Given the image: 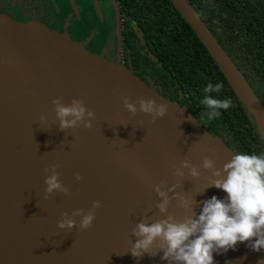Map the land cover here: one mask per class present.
<instances>
[{
	"label": "water",
	"instance_id": "1",
	"mask_svg": "<svg viewBox=\"0 0 264 264\" xmlns=\"http://www.w3.org/2000/svg\"><path fill=\"white\" fill-rule=\"evenodd\" d=\"M170 1L264 138V108L248 82L192 4ZM125 97L138 109L141 98L165 103L167 114L155 122L139 110L133 115L124 107ZM57 98L65 105L74 98L83 100L95 112L91 129L61 130L52 103ZM234 152L187 107L163 95L132 68L106 59L78 37L41 21L0 15V264H51L30 222V199L49 201L51 211L61 216L63 208L87 212L93 201L101 202L90 234L82 235L80 247L61 242L62 257L55 264H169L161 259L159 241L149 253L132 257L130 249L137 240L133 229L139 222L167 215L177 222L195 218L203 201L213 195L225 197L222 190L208 185L217 178L214 171L222 169ZM204 158L212 159L214 168H203ZM185 159L198 166V177L182 168ZM53 165L69 191L45 199V168ZM177 169L184 175H176ZM158 186L169 199L166 214L156 207L163 199ZM182 197L193 201L191 210L181 206ZM213 258L214 264H257L264 259V250L255 252L238 243L235 250H221Z\"/></svg>",
	"mask_w": 264,
	"mask_h": 264
},
{
	"label": "trees",
	"instance_id": "2",
	"mask_svg": "<svg viewBox=\"0 0 264 264\" xmlns=\"http://www.w3.org/2000/svg\"><path fill=\"white\" fill-rule=\"evenodd\" d=\"M126 19L124 56L133 71L179 102L235 151H264L254 118L190 24L170 0H113ZM220 42L264 108V0H187ZM222 84L232 106L218 119L200 115V89Z\"/></svg>",
	"mask_w": 264,
	"mask_h": 264
},
{
	"label": "clouds",
	"instance_id": "3",
	"mask_svg": "<svg viewBox=\"0 0 264 264\" xmlns=\"http://www.w3.org/2000/svg\"><path fill=\"white\" fill-rule=\"evenodd\" d=\"M221 89L222 84L219 82H209L200 89V115L208 121L218 119L222 110L227 111L232 106L231 97L219 98ZM52 103L61 130L80 126L91 129L95 112L89 110L83 100L74 98L65 105L57 98ZM137 103L139 109L136 103L124 98V107L129 113L135 115L139 110L149 115L152 122L164 118L168 111L165 103H157L152 98H141ZM201 166L205 169L214 168V161L204 158ZM182 168L187 169L192 177L200 175L198 166L191 164L188 159L182 161ZM45 172L48 173L44 178L45 199L57 191L68 193L69 189L60 181L55 165L45 168ZM176 175L183 176L184 172L177 169ZM213 175L217 178L208 186L222 190L226 193L225 197L213 195L203 201L195 218L186 216L183 221L177 222L173 216L167 215L151 223H137L133 229L137 240L130 249L131 256L138 258L149 253L157 241L163 251L161 259L169 261V264H214L213 253L235 250L238 243H246L255 252L264 250V151L234 152L223 168L216 169ZM75 179L79 181L81 176L77 174ZM156 191L163 197L156 207L161 214H166L169 199L159 186ZM192 205L190 198H181L184 209L191 210ZM100 207L101 202L95 200L87 212L83 209L74 212V216L80 217L79 223L65 213L64 218L57 221V228L87 230L96 219V210ZM257 264H264V259Z\"/></svg>",
	"mask_w": 264,
	"mask_h": 264
},
{
	"label": "flooded vegetation",
	"instance_id": "4",
	"mask_svg": "<svg viewBox=\"0 0 264 264\" xmlns=\"http://www.w3.org/2000/svg\"><path fill=\"white\" fill-rule=\"evenodd\" d=\"M113 10L118 13L116 24H114L112 20ZM121 10L122 5L113 0H0V15L6 14L11 18L22 22L31 20L41 21L51 29L60 32L78 33L75 30L71 31L72 28L70 26H65L61 22L66 23V25L74 23L78 26L81 24L89 29L94 22L98 20L101 25L107 29L111 27L115 28L116 37L124 48L125 43L123 40V33L126 27V19ZM66 27H68V30ZM69 34L83 40L86 48L90 47L93 42V40L89 38L84 40L78 34ZM112 36H109V40L111 41L114 37ZM88 49L95 52L92 48ZM107 49L108 46L103 45L102 51L98 54L112 61L111 58L107 56ZM120 56L121 58L118 57V60L113 62L119 61L121 64L129 67L130 65L124 56V52H121Z\"/></svg>",
	"mask_w": 264,
	"mask_h": 264
},
{
	"label": "bare ground",
	"instance_id": "5",
	"mask_svg": "<svg viewBox=\"0 0 264 264\" xmlns=\"http://www.w3.org/2000/svg\"><path fill=\"white\" fill-rule=\"evenodd\" d=\"M30 202L31 204L28 205L29 211L31 212L29 215L30 222L35 226V232L37 233L40 241L45 246V249H47L49 252L51 264H55V259L59 256L60 258L62 257L59 247L61 242H63L64 246L66 247H69V245H74L75 243L77 247H80L81 237H83L82 235L90 234L88 229L81 231L74 227L68 232L67 235V229L60 230L57 228V221L63 219L64 216H61L60 212L58 211H51L53 210L52 203L46 200L41 202L32 199H30ZM63 209L68 217L79 223L80 219L77 216H74L72 211L65 208ZM63 237L67 238L63 240ZM70 248L72 249L74 247L71 246ZM60 261L62 263L61 259Z\"/></svg>",
	"mask_w": 264,
	"mask_h": 264
},
{
	"label": "rangeland",
	"instance_id": "6",
	"mask_svg": "<svg viewBox=\"0 0 264 264\" xmlns=\"http://www.w3.org/2000/svg\"><path fill=\"white\" fill-rule=\"evenodd\" d=\"M117 11L113 10L112 12V20L114 22V24L117 23ZM63 19V18H62ZM61 19V21H62ZM63 25L65 26H70L72 28L71 31H77L76 32H69V33H75L80 35L84 40L92 39L93 42L90 45V47L88 48H92L95 53H100L102 51V46H108L107 49V56L109 58H111L112 62L115 60H118V57L121 58L120 54L121 52H124V48L122 46L121 43H119V39L116 37V32H115V28L111 27V28H106L104 26L101 25V23L97 20L94 22V24L87 29V27H85L84 25L79 24L78 26L75 25L74 23L70 24V25H66V23L61 22ZM68 27H66L67 29ZM68 30V29H67ZM114 37H113V36ZM109 36L113 37V40H109ZM113 42V43H112ZM98 46V48H97Z\"/></svg>",
	"mask_w": 264,
	"mask_h": 264
}]
</instances>
